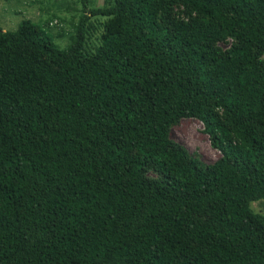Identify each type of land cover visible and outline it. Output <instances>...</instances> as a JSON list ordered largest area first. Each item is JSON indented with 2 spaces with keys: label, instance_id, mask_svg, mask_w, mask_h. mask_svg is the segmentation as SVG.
Wrapping results in <instances>:
<instances>
[{
  "label": "trees",
  "instance_id": "obj_1",
  "mask_svg": "<svg viewBox=\"0 0 264 264\" xmlns=\"http://www.w3.org/2000/svg\"><path fill=\"white\" fill-rule=\"evenodd\" d=\"M81 2L67 49L0 29V264H264V0ZM184 119L215 164L170 139Z\"/></svg>",
  "mask_w": 264,
  "mask_h": 264
},
{
  "label": "rangeland",
  "instance_id": "obj_2",
  "mask_svg": "<svg viewBox=\"0 0 264 264\" xmlns=\"http://www.w3.org/2000/svg\"><path fill=\"white\" fill-rule=\"evenodd\" d=\"M89 6L98 8L105 6V0H88ZM81 0H0V29L16 31L24 20H31L39 25L51 37L60 49H67L76 38L78 23L83 16ZM194 15L175 2L169 3L161 12L163 20L190 21ZM106 18H92L88 27L84 55L95 52L101 43ZM235 41L218 43L222 50H229ZM170 139L184 147L201 165L215 164L221 157L205 132L204 124L198 119H184L174 125ZM254 213L264 216V200L251 203Z\"/></svg>",
  "mask_w": 264,
  "mask_h": 264
}]
</instances>
